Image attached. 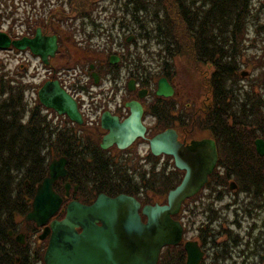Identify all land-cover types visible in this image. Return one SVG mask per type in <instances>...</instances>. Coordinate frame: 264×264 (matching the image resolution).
Segmentation results:
<instances>
[{
  "label": "trees",
  "instance_id": "1",
  "mask_svg": "<svg viewBox=\"0 0 264 264\" xmlns=\"http://www.w3.org/2000/svg\"><path fill=\"white\" fill-rule=\"evenodd\" d=\"M122 7L121 23L134 32L135 28L127 23L134 22L135 35L144 41L142 47L146 49L152 40L159 47L156 55L161 61L156 70L143 64L137 53L125 54L124 61L131 65L133 76L145 86L154 84L161 76L169 78L173 73L170 61L174 57L187 55L208 66L205 81L210 98L204 99L212 108L206 114L204 127L209 128L216 140L218 165L225 168V181L231 179L237 191L248 196L247 203L264 213V156L258 155L254 146L255 138L264 139V100L256 82L243 86L238 73L244 62L242 42L248 32V22L255 16L251 0H125ZM128 14H131L129 19ZM146 52L151 53L147 49ZM3 75L0 73V245L6 241L14 216H23L29 208L24 195L34 194L35 185L46 176L50 160L60 155L67 157V179L77 185L75 196L81 202H88L99 193L129 194L142 204L153 203L156 196H165V201L167 192L179 183L182 172L175 166L168 169L155 163L145 166L113 162L99 151V132L89 131L68 118L54 123L42 112L43 106L37 98L31 105L27 104L26 84L8 81ZM161 106L159 101L157 106L150 107V113L157 119L163 115L167 126L170 120L164 117ZM26 114L28 117L24 120ZM212 177L214 172L206 185L215 190L216 181L211 184ZM63 180L54 185L61 195ZM195 197L196 194L187 198V202ZM195 207L199 205L189 208L190 214H194ZM211 207L208 202L207 212L213 211ZM246 210L252 214L249 208ZM181 211L173 217L180 220ZM63 215L64 211L59 210L54 217ZM181 223L184 231L185 222ZM209 226V222L199 226L196 238L200 246H221L227 255L226 239L232 236L228 234L229 228L221 225L220 230L212 232ZM259 233L261 242L254 249L264 264V228ZM221 236L225 240L219 241ZM37 249L42 261L43 250ZM8 256L6 261L0 259V264H26L25 258L15 263L14 255ZM185 256L182 242L166 245L156 264H185Z\"/></svg>",
  "mask_w": 264,
  "mask_h": 264
},
{
  "label": "water",
  "instance_id": "2",
  "mask_svg": "<svg viewBox=\"0 0 264 264\" xmlns=\"http://www.w3.org/2000/svg\"><path fill=\"white\" fill-rule=\"evenodd\" d=\"M56 39L55 35H42L40 28L36 29L32 38L14 40L0 32V48L10 45L17 49L28 48L47 63L48 56H54L57 49ZM130 39L131 36L127 41ZM117 60V56L110 57L111 63ZM247 74V71L240 72V76ZM93 76L96 81L97 74L93 73ZM127 85L129 90H134L133 79ZM143 93L139 92V97ZM172 93L173 87L166 77H160L155 94L168 97ZM37 98L43 106L57 114L66 115L77 124L83 122L76 100L57 79L44 82L37 91ZM125 105L129 114L123 120L108 110L101 113L100 126L107 130L102 136L101 148L111 144L124 148L137 137L144 136L142 105L136 100ZM149 146L154 155L165 153L174 156L175 166L185 171L181 181L168 191L165 203L141 205L134 196L125 193L115 196L99 193L90 204L70 200L60 219L52 218L62 203L54 185L67 173V158L51 159L46 176L35 186L31 209L24 217L26 222L34 221L36 226H43L40 239L49 235L43 254L44 264H156L161 248L181 241L183 227L173 215L179 211L182 201L194 195L207 181L217 160L215 144L212 140H202L185 147L177 141L175 131L167 129L152 136ZM254 146L256 153L264 156L262 137L255 138ZM68 187L67 182L66 191ZM183 246L185 264H200L205 252L198 241L187 239Z\"/></svg>",
  "mask_w": 264,
  "mask_h": 264
},
{
  "label": "rangeland",
  "instance_id": "3",
  "mask_svg": "<svg viewBox=\"0 0 264 264\" xmlns=\"http://www.w3.org/2000/svg\"><path fill=\"white\" fill-rule=\"evenodd\" d=\"M124 1L125 0H0V31L7 32L8 30L16 34L18 33L17 35H20V32L26 33V29L31 27L30 24L35 18L45 19V14L53 13L57 15L52 21L50 20L49 23L43 20L41 23L35 22L33 25L42 24V29L45 30V32L58 35L60 39L59 51H61V53L56 54L51 59L50 65L54 66L57 70L65 69V71L69 72V76H73L76 81H78L77 79L83 81V75L80 71L85 68L83 64L86 63L87 65V63L99 53L101 56H108L112 51H118L119 48H117V46L120 44L119 41L124 45L125 53L128 52L132 56L137 53V56L140 55L143 64L149 69L156 70L161 60L156 55V49L159 47L154 43V40L147 43L146 49L151 52L150 54L142 47L144 41L139 39L136 35L135 39L132 37L128 42H125V39L128 36L130 37L132 32H129L124 23H121L118 19L123 17L124 8L122 5ZM251 5L254 6L255 16L251 17V21L248 22V32L242 42V49H244L245 54H243L244 56L242 57L244 62L241 63L238 72L240 77L239 82L243 86H247L250 82L255 81L256 88L259 89L264 100V0H251ZM71 9H73V11ZM127 18L129 19L131 16L128 15ZM127 23L130 27L135 28V34L136 25L134 22L128 20ZM34 26L31 27V29L34 28ZM67 27L72 29L71 36L68 38H66V34H64V29ZM31 33L32 30L29 35ZM10 36L15 38L14 35L10 34ZM84 38L85 40H83ZM72 39H75L76 45L83 48L82 53L86 56L85 58L78 56V50H70V47L69 50H65V48H67L66 43L73 42ZM80 40H82V42ZM77 57L80 60L77 59ZM20 62H23L27 66L26 69L24 67L21 69L18 67V63ZM170 63L173 73L169 76V80L174 85L175 100L172 103L168 102L162 105V107H165V110L163 108L162 110L167 120H170V114L174 113V111H171V108L174 107V110L176 109L174 103L175 105H179L178 113L185 112V104L190 103L192 106L194 101L200 103V100L204 99L207 95V84L205 81V75L208 69L207 65L197 63L187 55L174 57ZM126 66L131 67V65H127L126 62L123 61V73L128 70ZM36 67L41 70L39 60L28 48L17 49L12 45L6 48H0V73L4 74V78L12 76L27 85L24 99L27 101L28 105H31L36 100L35 87L37 85L35 80H37V78L31 76ZM14 70H18V74L15 75V73H13ZM241 71H247L248 74L240 76ZM155 82L154 84H148L151 97L154 93ZM111 84H113L112 80L107 77L102 82L103 87L101 85V88L109 89V87L112 86ZM95 88L99 89V87ZM100 96L91 95L87 92L83 94L84 103L81 105L80 109L85 115L87 114L89 120L94 119L95 116V111H90L89 104L91 105V101L95 102V99L98 100ZM77 99L80 102L83 100L79 96ZM100 103L101 105L98 107L103 106L102 103L104 102ZM110 107L112 108V106ZM193 109V107L191 109L188 108V111ZM262 110L264 111V105ZM27 117L28 115L26 114L24 120H26ZM61 118L64 120L63 117ZM145 119L149 121V124H152L154 121V117L150 115V113L147 114ZM94 125L95 124H88L90 130ZM88 129L89 128H87V130ZM133 149H138L140 153L145 151V147L141 144L135 146ZM145 166H148V164ZM165 166L168 168L172 165L167 164ZM215 186L218 185H214V187ZM216 191L217 189L202 190L200 193H196V197L193 200L188 201L182 206L180 220L185 222L183 240L186 238L196 239L201 223L205 224L209 222V225H211L209 227H211L210 230L212 232L220 230V226L222 225V228H229V235L232 234L231 237L228 236L226 239L229 252L225 255V248L222 249L221 246L210 245V248L204 246L203 249L206 252L200 264H249L251 261H254L255 264H262L258 256L255 255L257 249H254V247L256 245L258 247L261 242L260 239L262 235L259 233V230L262 231L264 228V213L260 208L247 203L249 198L243 191H236V189L233 191L229 189V193L225 195L224 192L222 198L220 196L217 197ZM160 198L163 200L165 196H156L154 199ZM208 202L212 205L211 209H213V211L211 212H207V208H205ZM194 204L199 205L198 208H194V210H196L194 212L195 215L189 213V208H192ZM255 207L256 209H254ZM248 208L252 211L251 215H249L246 210ZM253 223H255L254 226L252 225ZM234 237L237 238L234 239ZM30 240V243L37 240V235L32 234ZM221 240H225V237H219V241ZM40 244L39 242L38 245Z\"/></svg>",
  "mask_w": 264,
  "mask_h": 264
},
{
  "label": "flooded vegetation",
  "instance_id": "4",
  "mask_svg": "<svg viewBox=\"0 0 264 264\" xmlns=\"http://www.w3.org/2000/svg\"><path fill=\"white\" fill-rule=\"evenodd\" d=\"M71 10L73 11V9ZM56 15L57 14L47 13L45 14V19L35 18L30 25L31 27H33L34 26L33 24L35 22L41 23L43 20H46V22L49 23L50 20L52 21ZM128 15L131 16V14H128ZM37 27H40L41 33L44 36H50V35L56 36L57 49L54 53V56L56 54L61 53V51H59L60 50V39L58 38V35L54 33L45 32V30L42 29L43 27L42 24L35 25L34 28L31 29L32 33L30 35H29L30 32L29 33L20 32L21 33L20 35H17L18 33L15 34L10 31H8L7 33L9 34V36L10 34L14 35L15 38H19L22 36L31 38L34 36ZM128 31L132 32L131 30H128ZM71 33H72L71 28L67 27L64 29V34H66L65 36L66 38L70 37ZM131 36L134 37L135 39L134 32L131 33ZM10 38L13 39L11 36ZM127 38L125 39V42H127L126 41ZM72 40L73 42L66 43L67 48H65V50H69V47H70V50H78L79 52L78 56L85 58L86 56L84 55V53H82L83 48L80 47L79 45H76L75 39H72ZM83 40H85V38ZM80 41L82 42V40ZM119 43L120 44L117 46V48H119L118 51H114V52L112 51V53L108 54V56H105V55L101 56V54L99 53L92 60H90L87 63V65L86 63L83 64L85 68L80 70L83 75V81L79 79H77L78 81H76L73 78V76H69L70 75L69 72L65 71V69L57 70L54 66L50 65L51 59L54 56H48L47 63H44L39 56L34 54V56L39 60L41 64V70H39V68L36 67L35 71L33 72V75H31L32 77L37 78V80H35L36 85H37V86L35 85L36 86L35 87L36 88V98H37V91L44 82L48 80L57 79L60 85L63 88H65V90H67V92H69L73 96V98L76 100L78 109L83 117V122L80 125H84L83 126L84 128L86 129L89 128L88 130H90V127H88V124H95L91 128L90 131L95 132V133L99 132V135L97 134V138H98L97 143L99 147H100L102 136L107 132V130L101 128L100 126L101 113L105 110H108L112 115L117 116L119 120H123L129 114V108L126 107L125 105L126 102L131 101V100H136L142 105V109H143L141 121L143 125L145 126L144 136L137 137L132 143H130L128 146L124 148H118L116 144H111L107 148L100 147L101 150L99 149V151L101 153H104L113 162H120L122 164H130V163L135 162L137 164H143V165L149 164V163H155L158 166L163 165V167L168 164V165H172L168 167V169H171L173 168V166H175L174 156L165 154V153H160L157 155H154L151 153L150 146H149V139L152 136L164 130L172 129L176 133L177 141L183 144L185 147H189V145H191L195 141L212 140L215 144V148L217 152V160H216L213 170L207 176V181L196 193L198 194L202 190H205V189L210 190V187L206 185V183L208 182V180H210V176L212 175L213 172H214L215 177H212L211 184L213 183V181H216V185H218V186H215V189H217L216 191L217 196H220L222 198L224 195V192H225V195L229 193V189L234 191L236 189V186L234 185V183H231L232 180L227 179V181H225V168L218 165L219 151H218L216 140L211 134V131L209 130V128L204 127L205 126L204 121L206 118V114L209 112V109L212 108V105L210 104L209 106V102L205 101V99L206 98L209 99L210 96L206 95L205 99L200 100V103L198 101H194L192 103V106L190 103L185 104L184 105L185 112L178 113L179 105H175L174 103V106H176V109L174 110V107L171 108V111L172 112L174 111V113L170 114V121L167 126H165L166 122L164 119H162V117L161 119L159 118L157 119L155 116H153L154 117L153 123L149 124V121H147L145 117L147 116L148 113H150L151 106L152 107L157 106V103L159 101H161L162 105H164V104H167L168 102L172 103L175 100V91L173 87L174 85L172 82H170L168 78L170 85L173 87L172 95L168 97H163V96H157L154 92L153 96L151 97L150 88L148 86H145L143 82L141 81V79L135 78L133 76L134 73L130 66H126L128 70L125 71V73L122 72L123 71L122 62L124 61V57L126 53L124 52L125 51L124 45L121 43V41H119ZM116 54H118L119 56L118 60L115 63H111L110 57ZM77 59L79 58L77 57ZM23 67H24V63L20 62L19 68L21 69ZM13 73H15V75L18 74V70H16V72L13 71ZM93 73L97 74L96 81L94 80ZM107 77L110 80H112L113 84H111L112 86H110L109 89H103L101 88V85H102V82ZM5 79L11 82H14V81L20 82V80L12 76L6 77ZM130 79L134 80V83H135L134 90L128 89L127 84ZM95 87H99V89ZM143 91L144 93L142 97H139L138 95L139 92H143ZM84 92H87L91 95L93 94L95 96L101 95L98 99L99 101L95 99V102L91 101V105L89 104L90 111L91 110L95 111L94 119H91V120H89L87 117V114L85 115L80 109L81 105L84 103V97H83ZM78 96L81 99H83L81 102L77 99ZM100 102H104L102 103L103 106L98 107L99 105H101ZM92 103H93V106H92ZM110 106H112V108ZM192 107L194 109L188 111V108L191 109ZM42 112L47 113L48 116L51 118L55 117V119H58V117L60 119H62L61 117H63L64 119L68 118L64 114L59 115L56 112L54 114L52 110L46 109V108H42ZM150 115L152 114L150 113ZM140 144L145 147V151H143L142 153H140L138 149H133L135 146L140 145ZM178 170L182 172V175L180 178V181H181L185 171L183 169H178ZM62 179H64L63 180L64 181L63 182L64 191H63V195L60 194L62 196V203H61L59 210H62L65 212L66 204L70 200L79 201L78 199H76V196H75L76 192H78V187L76 184L72 185L70 183L69 179H67V173L63 178H59L57 182ZM67 182L69 183V187H68V190L66 191L65 183ZM225 182L228 183L227 186H225ZM24 185L25 186L28 185L27 180H25ZM34 192H35V188H34ZM66 192H68V195L66 194ZM33 196L34 194L32 196H28L27 194L24 195V197L26 198V202L29 204V208L27 212L31 209V201H32ZM64 198H65V204H64ZM94 199L88 202H81V201L79 202L84 203V204H90L91 202H93ZM187 200L188 199L185 198L182 201L180 210H182V205H184V203H186ZM154 203L161 204L164 202L162 198H160V199H155V201L152 204ZM141 205H144V204L141 203ZM25 214L23 216L22 215L14 216L12 220V226L8 228L6 232V241L2 245H0V259L3 261H6V259L9 257L8 254H11V255H14L13 260L15 261V263H18L21 258H25L26 264H37L38 262H39L38 264H42V262L44 264V261H41L39 258L37 248L43 250V253H44L47 243H48L49 235H47L43 239L42 238L40 239L39 234L41 233L43 226L41 227L36 226L34 221L26 222L24 219ZM32 234L37 235V240L30 243ZM17 237H18V240L16 239ZM39 242L41 243L40 245H38ZM43 253H42V260H43Z\"/></svg>",
  "mask_w": 264,
  "mask_h": 264
}]
</instances>
